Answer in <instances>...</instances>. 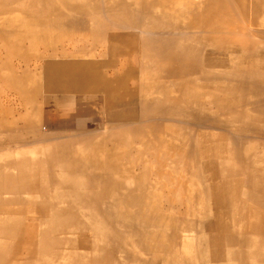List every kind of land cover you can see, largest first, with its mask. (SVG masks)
I'll list each match as a JSON object with an SVG mask.
<instances>
[{"label":"bare ground","instance_id":"1","mask_svg":"<svg viewBox=\"0 0 264 264\" xmlns=\"http://www.w3.org/2000/svg\"><path fill=\"white\" fill-rule=\"evenodd\" d=\"M101 6H105L106 11H102ZM106 14L108 15L106 17L107 21L110 20L112 24H116L115 28L113 27L115 30L139 31L140 37L134 33L129 34L131 36L108 34L106 30L109 28L104 26L100 20ZM138 14L143 15L142 22H137L138 18L133 19V16ZM66 17L70 19L75 17L88 18L92 24L91 31L78 34V36L82 39L107 40L110 45L109 48L113 52H117L119 56L123 55V58L126 59L125 65L117 70L120 72L123 69L122 71L125 73L122 76H116V71V79L114 78V81L112 77L114 82L111 84L104 77L105 71L103 70L105 68L106 70H114L113 63L105 62L103 59L104 62H101L100 59H96L97 61L88 59V57L97 56V54L92 53H77V55L73 54L71 57L64 55V53L62 57L66 60L60 61L56 53L58 61L52 60L53 58L41 59L44 64V66L41 65L42 71H35L37 68L34 70L29 69L23 71L22 76H18L12 70L11 78L10 75L2 78L3 83L11 86V92L13 91L16 94L21 107H23V112L13 116L12 120L9 121L2 119L1 115L0 132L16 133L17 131H24L26 137L21 139L12 140V134H10L9 143L14 142L35 153H30L28 156L31 157L23 161L15 160L8 164V167L15 168L18 171L17 173L15 172L12 176L9 173L0 174V239L13 242V245L11 243L8 246L0 243V264H37L33 262L37 254L44 257L54 247L63 246L65 243L63 239L53 240L51 238L52 229H48L51 225L64 227V229H60V232L67 228L66 234L69 233L70 235L78 231V239L75 244L80 245L81 248L83 247L84 251L86 249V251L91 252V254H85L84 251H71L66 255L67 264H112L115 258V250H119V253L123 249L130 252L125 245H134V252L132 251L131 254L134 255L133 261L136 264L145 262V257H149L154 261L155 258L163 259V256H165L167 264H198L200 260L199 254L196 253L198 250L195 251V240L188 235L194 230L195 223L194 225L185 224L182 234H173L174 236L161 231H148L146 233L139 226L142 224L144 228L152 227L161 230L166 228L168 232L175 230L178 232L177 228L175 229L174 218L168 216V214L164 215L161 211L162 193L155 195L154 189L150 191L143 185V180L147 173H151L156 177L161 176L164 172L160 170H165L164 176L169 175L166 168L169 162V168H172L170 177H172L173 170L177 171L174 165H182V157L180 156L182 154H177L178 149L174 150L171 144H168V141L174 140V138L179 139L185 158L189 150L187 149L186 138L183 135L178 136L177 133H173V128L169 125H163L162 122V124L157 123L156 118L159 117L158 114H162L167 109L169 110L168 115L185 116L192 108L207 113L213 106L219 109L221 117H226L233 124L240 123L244 127H249L253 121L264 122V116L259 115L258 112H252L248 108V105L252 104V99L255 100L264 95V90H262V87H264V42L260 41L264 38V31L255 30L259 26H264V0H0V43L8 57L6 59L17 58L25 62L30 61L31 55L26 56L28 52H21L18 48V46L21 48L23 41L30 42L31 48L39 44L49 47L56 42L59 43L62 35L55 37L52 31L66 26L68 24ZM241 21L249 25L246 24L245 28L239 25ZM251 26H258V28L251 29ZM142 33H148V37L153 39L144 38ZM12 46H16L17 51ZM224 52H231L233 55L226 59L224 58ZM218 55H221L219 58L217 57L220 59L219 67L221 70L219 72H221L201 74L202 81L209 83V85L197 86L192 79V74L198 73L194 72L196 70L194 67L196 60L201 58L205 62H212L214 56ZM138 60L144 64L141 72L144 76L143 80H145L142 82L145 83L146 88L154 89L149 82L157 80H153L154 77L152 78L150 74L153 66H155L156 72L153 76L163 80L164 83L162 87L158 88L159 97L153 101H145L141 105L151 104L153 111L146 110L140 122L137 120L138 124H136V120L132 115L136 112L134 110L131 112L132 114L129 113L128 115L126 112L125 117L120 118L119 124L114 121L115 125L112 126L107 122L110 126L107 128V132L103 134L90 133L88 135L83 133L86 137H79L78 135L72 140L64 136L51 138L42 133L40 126L44 125L42 126L44 128L47 126L48 115L51 113V110L48 114V110L44 111L42 107L50 104L51 101L54 102L52 97L66 94L69 98L60 101V103L64 106H70L73 100L81 101L82 94L106 93L107 91L108 95L106 96L108 97L109 94L111 96L108 97L109 101H107V98L105 101L117 102L116 88H123L126 93L128 92L129 77L132 78L133 76L130 71L132 68L130 62H137ZM38 67L40 68V66ZM180 69H184L187 75L180 73ZM5 70H9V68ZM222 70L224 71L222 72ZM126 72H130V76H128L129 74L125 75ZM164 72L165 76H162ZM166 79L168 80L167 83L172 82V85L177 88H175L176 91L183 93L182 96L186 101L181 102L182 105H177V99L173 98V93L168 91L169 84H165ZM198 81L200 82V80ZM257 87L261 89H257ZM45 95L49 98L46 99ZM129 99L127 98V100ZM40 102L42 105H40ZM111 104L116 107L115 103ZM133 104L136 103L133 102ZM122 115L124 114L120 116L122 117ZM114 117L119 118L117 115ZM123 119L126 121L122 122ZM200 121L198 120V122ZM20 124L22 128H19ZM205 126L203 125V127ZM119 127L124 128L125 131H120ZM245 130L246 128L242 127L238 129V133L248 132ZM15 135H18V133ZM242 138L244 139V137ZM138 147L144 149L141 148L139 152H136ZM231 147L217 146L215 148L220 152L215 155L221 154L220 157H217L219 159L217 162L221 166V173L225 179L223 185L235 184H229L227 180V177L231 176L229 174L238 176V179L243 177L242 180L237 182V185H243L247 189V191L244 190L245 199L241 198L242 193L238 196L240 191L235 195L225 192L227 187H224V191L220 190L218 193H225L223 200L224 203L227 202L228 207L231 209L232 218L235 212L232 199L237 200V197L244 201L239 206L237 200L238 212L240 213L241 210L245 213L244 205L251 203L253 209H255V215L250 228L252 231L245 234L241 231L244 236V238L240 237L242 241L236 238V234L234 231H230L227 224L222 223L220 225L221 233L227 236L228 241L234 247L229 251L228 260L225 261L228 264H264V173L257 177L259 168L264 165V158L258 157L259 160H256L253 155L251 160L249 159L250 161L246 163V167L253 171L251 176H249V172V174L245 173L241 169L237 173L236 164L239 163V165L245 166L249 155L241 158L232 153L234 158L228 156V158H224L226 153L228 154L234 149ZM251 152H254V150ZM143 155L149 156L147 161H143ZM196 179H199L201 184L200 177L197 176ZM45 185H52L53 191H48ZM3 194L11 196L13 194L15 198L4 200L2 198ZM22 194L30 196L26 201L27 205L31 207L35 205L33 208L37 210L38 215L36 220L33 219L26 225H22L20 220L15 218L19 216L21 211L18 213L12 212L10 208L12 203L16 205L23 204ZM171 194L173 196L172 201L180 196L178 189H172ZM171 194H168V197ZM37 198H47V201L45 200L41 202V205H37ZM108 199H113V216L116 217L114 219L126 223L130 227L129 230H132L127 237H124V234L121 233L118 237L114 234L116 222L110 220L108 214L101 208V204ZM57 201L59 203L61 201L64 203L69 202L77 207L78 211L71 212L67 208L61 207V204ZM191 203L193 202L191 201ZM193 206L195 207V205ZM13 210L15 209L13 208ZM83 212L84 217L90 221L89 226L96 233L93 240H89L90 236L87 238L88 235L84 234L83 229L86 225L82 222H78L77 225L67 222L70 221V215L75 216L76 219ZM38 220L39 223H37ZM65 222L68 225H65ZM43 225H46L44 226L46 229H43ZM194 234L190 233L193 237ZM98 237L101 239L100 242ZM179 242L182 243L181 249L179 248ZM236 246H239L242 251L236 250ZM12 258L14 262H12Z\"/></svg>","mask_w":264,"mask_h":264},{"label":"rangeland","instance_id":"2","mask_svg":"<svg viewBox=\"0 0 264 264\" xmlns=\"http://www.w3.org/2000/svg\"><path fill=\"white\" fill-rule=\"evenodd\" d=\"M100 8L102 9V11H106L105 9H107L105 6H101ZM106 17H108L107 14L103 15L100 20L104 24V26H107V28H109L108 30H106V32H108V34H110V35L122 34V35H126V36H131L129 34L134 33V34H138V37H140L139 31H126V30H120V29L115 30L114 28H115L116 24L115 23L112 24V22H110V20L107 21ZM142 17H143V15L141 16L140 14H138V15H134L133 19L138 18L137 22H142L143 21V20H141ZM66 19H68V24L66 26H64L63 28H57L56 30L52 31V33H54L55 37H58V36L60 37L62 35V38L60 37L59 43L56 42L54 45L49 46V47L45 46L43 44H39L36 47L31 48L30 42L23 41V44L21 46L22 49L18 46V48L20 49L21 52H26V53L28 52L26 56L31 55V57L29 58L30 61L25 62V61L17 59V58L6 59L8 57H7L4 49L1 47V43H0V78H1L0 79V117L2 115L1 118L4 120L6 119L5 121L12 120L13 116H17L20 112H23V107H21V103H20L19 99L16 97V94L13 91L11 92V90H12L11 86L6 85L5 83H3V80H2V78L9 77V75L11 78L12 77V70L16 75L22 76L23 71H27L29 69L34 70L37 68V70H35V71H40L42 69V66H44L42 60H45V59L53 58L52 60L58 61L57 57L59 56L58 58L61 61V60L65 59L62 57L64 55L71 57V55H73V54L77 55V53H83V54L92 53L94 55L97 54V56H95L93 58L88 57V59H93V60L95 59V61H97L96 59H100L101 62L105 61V62H109V63L111 62L114 64V66H113L114 70H106V68L103 70V71H105L104 77L107 80H109L111 82V84H113V82L116 79L115 72L117 70H119L120 67H123L125 65L126 59L123 58L124 56L123 55L119 56V54H117V52H113L112 49L109 48L110 45H109V42L107 40L103 39L102 41H98L99 39L98 40H92L91 38L90 39H82L81 37L78 36V34H85V33H89L91 31L92 24L88 20V18H86V17H75V18L70 19V18L66 17ZM246 24L247 23L242 22V21L239 23V25L244 26L245 28H246V26H245ZM247 25H249V24H247ZM252 28H258V26H251V29ZM255 30L264 31V26H259V28L255 29ZM106 32H105V34H106ZM144 34L142 33L144 38L153 39L152 37L151 38L148 37L149 36L148 33H144ZM260 41L264 42V38H263V40H260ZM107 44H108V46H107ZM12 48L15 49V51H17L16 46H12ZM55 54L58 56H56ZM224 54H225L224 58H226V59H228L230 56L233 55V53H231V52H227V53L224 52ZM227 54H228V56H227ZM220 56L221 55L214 56V60H212V62H205V61L201 60V58L196 60V62H195L196 65L194 66L196 68V70L194 72H198V73L197 74L194 73V75L192 74V79L197 86L202 85V84L209 85V83H207V82L205 83L204 81H202L203 79H201L202 78L201 74H204L205 72H210L213 74H217V73L221 72V71L219 72V70H221V68L219 67L220 66V63H219L220 59H218ZM54 57H55V59H54ZM120 57H121V59H120ZM252 57H254V56H252ZM81 58H83V57H81ZM69 59H71V58H69ZM133 59L135 60V58H133ZM100 61L98 60V62H100ZM242 63H244V62L242 61ZM130 64L132 67L130 71H131L133 76H132V78L129 77L130 80H129V83L127 86L128 92L126 93L123 88H116V91L118 94L116 101L118 103H120L121 105H119L117 102H107V101H109L108 97L111 96L110 94L108 97L106 96V95H108L107 91H106V93L97 92V93L82 94L83 98H81V101L80 100H73L72 104L70 106H66V105L64 106V105H62V103H60V101L66 100L67 98H69L66 94L65 95H56V97H52V95H50L54 102L51 101L50 104L42 107V108H44V111L48 110L47 111L48 114L50 113V110H51V113H50L51 115L50 114L48 115L49 119L47 120L48 121L47 126H45L46 130L44 127H42L44 125L40 126L42 133L47 134V136L51 137V138H58L59 136H64V137H68L69 139H72V140H74L75 137L78 135H79V137H86L84 134H88V135L90 133L103 134V133L107 132V128L110 125L114 126L115 122H117L119 124V121H121V119L124 118L126 114L128 115L129 113L133 112L134 110L136 111L135 112L136 114L135 113H133V114L131 113V114L134 116V119L136 120V124H138L140 122V120L142 119V116L146 110H152L153 111V107L151 104L147 105V106H144V105L141 106V105L145 101H153L154 99L159 97L160 94H159V92L157 93L158 88L162 87V85L164 83H163V80L158 79L155 76H153V74L156 73L155 72V66H153L152 69L150 70V72H151L150 74H151L152 78L154 77L153 80H155V79H157V80L149 82V83H151L150 86L154 87V89L153 88H146L145 83L143 84V82L145 80H143L144 76H143V73L141 72L143 69V65H144L143 62L142 61L139 62V60H138L137 62H135V61L130 62ZM211 65H213V66H211ZM38 66H40V68ZM6 68H9V70H5ZM201 69H202V71H201ZM209 69H211V70H209ZM122 70H120V72L117 71L116 76H122L125 73ZM16 71H18V72L16 73ZM223 71L224 70H222V72ZM227 71H230V70H227ZM179 72L187 75V72L184 71V69H182V70L180 69ZM125 75L130 76V72H126ZM162 76H165V72L162 73ZM112 77H113V79L115 78L114 81H113ZM198 80H200V82ZM167 81L168 80L166 79L165 84L166 85L169 84L168 85V87H169L168 91L170 93H173V96H172L173 98L177 99L176 100V101H178L177 105H182V103L184 101H186V100H184V97L182 96L183 93L181 94L178 90L176 91L177 88L172 85V82L170 81L167 83ZM152 82H153V84H152ZM139 85H140V87H139ZM143 88H144V90H143ZM257 89H261V88L257 87ZM262 90H264V87H262ZM141 93L144 95H142ZM44 97L46 99L49 98L47 95H45ZM106 98L108 99L107 101H105ZM127 98L128 99L130 98V99L127 100ZM150 98H152V99L150 100ZM40 99L42 100V97ZM121 101H123L122 102L123 104L121 103ZM125 101L127 104L125 103ZM137 101H138L139 105L137 104ZM251 101H252V104L248 105L249 106L248 108L250 109V111L255 112V113L258 112L259 115L264 116V95L260 96L259 98L255 99V100L252 99ZM103 102L104 103L106 102V103L104 104ZM133 102L136 104H133ZM107 103H110V104H107ZM111 103H115L116 107L113 106V104H111ZM130 103H131V105H130ZM149 103H151V102H149ZM253 103H255V104H253ZM40 105H42L41 102H40ZM106 105H107V107H106ZM105 107H106V109H105ZM252 107H254V108L252 109ZM211 108L214 112L211 110ZM211 108L207 113H202L199 109L192 108V109H190L188 115H185V116H181V115L176 114V115H174L175 116L174 117L173 115H168V113H169L168 109L166 111L162 112V114H158L159 117L157 116L158 118H156V121H158L157 123H159V124L163 123V125H169L173 128V131H174V132L172 131L173 133H175V134L177 133L178 136L183 135L186 138L187 149L189 151H188L187 157L185 158V156L183 155L184 152H182L183 148H182V145H181L179 139L174 138V140H170V141L167 140L168 144H171V146L174 148V150L178 149L177 154H180V153L182 154V155H180L182 157V165H177L174 163L176 165V166L174 165V167L176 168L177 171L173 170L172 177H170V173H171V169H172V168H169L170 162L167 163V165H166L167 173H169V175L166 174L164 176L165 170H160L161 172H164L161 174V176H159L160 178L152 175L151 173H147L145 175L144 180H143V185L150 191H152L154 189L153 192L155 193V195H159L162 193L163 199H161V201L163 203L160 206L161 211L164 215L168 214V216H171L174 218V223H176L175 229L177 228L178 232H176V230L168 232V230L166 228H163L162 230L159 228H152V227H150V228L145 227L144 228L142 224H141L142 226L139 224L138 225L140 227H142V229L146 233L148 231H153V232L154 231H156V232L161 231V232L167 233L168 235H173V234H177V233L182 234V232L185 229L184 228L185 224L189 223L191 225H194V223H195L194 230H192V232H190L191 234L195 233L194 234L195 238L193 237V235H190V233L188 235L195 240V251L198 250L196 253L199 254L198 255L199 260L201 261V262L198 261V264H210V263L211 264H219V263L220 264H228V262L225 260H228L229 251L234 247L232 246V243H230L228 241L227 236L225 234L221 233L219 227L222 223H225L228 225L230 231H234V233L237 236L236 238H239V239L244 238V236L242 235V232L245 234V233H249L250 231H252V229L250 230V228H251V224L254 221L255 209H253L251 203L250 204L247 203L244 205V211H246L247 213L246 212L244 213L241 210L239 213L238 208H237V200H238L239 206H241L244 201H241L240 197H237V200L232 199L234 209H235L234 216L232 218V211L228 207L227 202L224 203V200H223V197H225V193L224 192L218 193V191H220V190L224 191V187L225 188L227 187L225 192H228L230 194L235 195L238 191H240L238 196L242 193L241 198L244 200L245 199L244 198V195H245L244 190L247 191V189L243 185H237V182H239V180H242L243 177L242 178L240 177V179H238V176H236V175L232 176V174H229L231 176L227 177V180L229 181V184L230 183H232V184L235 183V184L234 185H228V186L223 185V183L225 182V179L221 173V166L217 162L219 160L217 157H220L221 154L215 155L216 153H220L219 151L215 150V148L217 146H226V147L232 146L231 148H234L233 150L228 152V154L226 153L224 155L225 156L224 158H228V157L234 158L233 154L238 155L241 158H245L246 156L249 155L248 159L245 162V166L239 165V163L236 164V171L238 173V171L241 169L245 173L249 172L250 173L249 176H251L253 174V171H252V169L246 167V163H248V161L251 160V157H253V155H254L256 160H259L258 157L264 158V142H262V141H264L263 140L264 139V130H263L264 129V122L253 121L252 123H250L249 127H244L240 123H234L235 125H238V126H235L233 123H230V121L227 120L226 117H221L220 111L217 107L212 106ZM84 109H86V110H84ZM120 109H121V111H120ZM57 110H58V112H57ZM118 111H119V113H118ZM120 112H121V114H124V115H122V117L120 116L121 115ZM116 115L118 117L119 116L120 117L117 119L114 117ZM163 115H164V117H163ZM165 116H167V117H165ZM188 116H191V117H188ZM136 117L139 119H137ZM110 118H112V119L109 120ZM173 119H175V120H173ZM137 120H139V122ZM195 120L197 123L195 122ZM198 120L199 121L201 120V121L198 122ZM124 121H126V120L123 119L122 122H124ZM107 122L110 123V125ZM120 124H121V122H120ZM199 125H201V126H199ZM203 125L204 126L206 125L207 127L206 126L203 127ZM239 127L240 128L243 127L244 129L246 128L245 131H248V132L238 133L239 132L238 129H240ZM19 128H22L21 124L19 125ZM94 129H96V130H94ZM99 129H101V130H99ZM226 129H227V131H226ZM70 130L71 131L73 130V131L71 132ZM90 130H92V131H90ZM119 130L122 132L125 131L124 128H122V127H119ZM223 130H225V131H223ZM228 131H229V134H228ZM230 131L231 132L233 131V133L235 134L234 135L235 137L232 135L233 133L231 134ZM185 132H186V134H185ZM17 133H18V135H15ZM20 133H22L23 135ZM191 133H193V134L191 135ZM10 134H12V140L21 139L23 137H26V134L24 133V131H19V132L17 131L16 133L0 132V174L3 175L5 173H9L10 176H12L15 172L17 173L18 171H16L15 168L8 167V164L11 162H14L15 160L23 161L24 159L31 157V156H28L30 153H35V152L31 151L30 149H27L26 147H21V146H19V144H15L14 142L9 143L8 139L10 137ZM55 135H57V136H55ZM197 136H198V138H197ZM241 136L244 137V139ZM230 137H232L233 139L232 138L228 139ZM175 139H176V141H175ZM201 143H202V145H201ZM211 143H212V145H211ZM6 146H8V147H6ZM141 148L142 147H138L136 149V152H139ZM190 148L192 149V151ZM246 148H247V150H246ZM142 149H144V148H142ZM213 150H214V152H213ZM253 150H254V152H251ZM124 151H125V148H124ZM130 151H131V149H130ZM127 152L130 153L129 150H127ZM193 152H194V154H193ZM176 156H179V155H176ZM147 158H149V156H147V155L142 156L143 161H147ZM6 160H7V162H6ZM216 162H217V164H216ZM185 163H186V165H185ZM4 169H6V170L4 171ZM155 170L157 171L158 169H155ZM257 173H258V175L256 174L257 177H260V175L262 173H264V165H261V167L259 168V171ZM195 174H197V175L195 176ZM197 176H198V178L200 177L201 184L199 182V179H196ZM179 177L181 179H178ZM167 178H168V180H167ZM172 178H174V179H172ZM191 181L192 182L194 181V182L192 183ZM193 184H194V186H193ZM45 186H47V185H45ZM208 187H209V189H208ZM52 188H53L52 185L47 186L48 191H53ZM197 188H198V190H196ZM172 189H178V191H179L180 196H178L174 199L177 202H175L174 200L172 201V199H173L172 198L173 196L171 194ZM199 190H201V191H199ZM168 194H171V195H169V197H168ZM199 194H201L200 196L202 199L200 198ZM29 197L30 196L28 194H22L23 204L22 205H16V204L12 203L13 207L10 206V208L12 209V212L18 213L19 211H21L19 216H16L15 218L17 220H20L22 225H26L30 221H33V219L36 220V217H38L37 210L35 208H33V207H35V205H33L32 207L30 205H27L26 201L29 199ZM2 198L4 200H9L10 198H15V195L12 194V196H11L9 194H3ZM168 198H169V200H168ZM194 198H195V200H194ZM45 200L47 201V198H45V199L44 198H37V205H41V202H43ZM112 200L113 199L106 200L105 203L101 204V208H102V210H104L108 214V218L110 220H113L114 222H116V226L114 227V234L118 237L119 233H121V234H124V237H127L130 234L129 232H131L132 230H129L130 227L126 223H122L121 221H117L114 219L116 217L113 216L114 205L112 203ZM191 201L193 203H191ZM173 202H175V203H173ZM199 202H201V203H199ZM179 203H181V204H179ZM59 204H61L60 205L61 207L67 208L71 212L75 211V210L78 211V209H76L77 207H75L74 205H71L69 202L64 203L61 201ZM175 204L177 205V207ZM191 205L193 208L191 207ZM193 205H195V207ZM202 207H204V208H202ZM13 208L15 210H13ZM178 208H179V211H178ZM201 208L204 212L201 210ZM182 210H184V211H182ZM200 210H201V213H200ZM257 210H258V206H257ZM83 214H84V212L79 214L80 217H77L76 219H75V216L70 215L69 216L70 221H67V222L72 224V225H77L78 222H80V223L82 222V224L86 225L85 228L83 229V231H84V234H86L88 236H86V235L85 236L87 238L90 236L88 239L93 240V236L95 238L96 233L91 229V227L89 226L90 221L88 219H86L84 217L85 214L84 215ZM193 214H195V215H193ZM199 218H201V219H199ZM243 218H244V220H243ZM39 220H40V218H39ZM39 220L37 221V223H39ZM191 221H192V223H191ZM65 225H68V224L65 222ZM44 226H46V225L42 226L43 229H46V227H44ZM53 226L51 225L50 227H48V229L49 228L52 229L51 230V233H52L51 238H53V240L63 239L65 241V243L63 246L60 245L57 248L54 247L51 251H49V254H47L44 257L37 254L36 259L33 260V262H35L37 264H67V262H68L66 259L67 253H69L71 251H75V250L80 251V252L84 251L82 249L83 247L81 248L80 245L75 244L77 239H78V233H79L78 231H76V233H71V235H70L69 233L66 234L68 231L67 228H66V230H63L60 232V229H64V227L61 228V227H56V226L53 227ZM87 227H89V228H87ZM98 240H99V242L101 241V239L99 237H98ZM241 241H242V239H241ZM0 243H2L5 246L10 245L11 243L13 245V242H11L10 240H7V239H0ZM181 245H182V243L179 242V248L180 249L182 248ZM125 246L130 250V252L125 251L123 249L119 253V250L118 251L115 250V253H114L115 258H114V262L112 264H132V263L136 264L133 261L134 255L131 254L134 252V248H135L134 245H131V246L125 245ZM235 248H236V250H239L240 252L242 251V249L239 246H236ZM205 249H206V252H205ZM84 252H85V254H91V252L86 251V249ZM183 257H185V256H183ZM143 258H144V256H143ZM179 259H181V258L179 257ZM253 260H254V258H253ZM12 262H14L13 258H12ZM206 262H208V263H206ZM87 264H90V263H87ZM141 264H167V262L165 261V256H163V259H159V258L156 259L155 258L154 261L151 260V258H149V257H145V262H143Z\"/></svg>","mask_w":264,"mask_h":264}]
</instances>
